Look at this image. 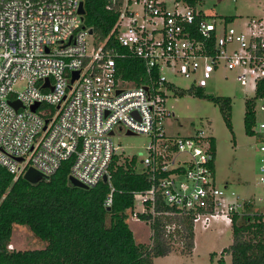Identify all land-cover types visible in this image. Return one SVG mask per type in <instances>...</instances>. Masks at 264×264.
Returning <instances> with one entry per match:
<instances>
[{
	"label": "built area",
	"instance_id": "obj_1",
	"mask_svg": "<svg viewBox=\"0 0 264 264\" xmlns=\"http://www.w3.org/2000/svg\"><path fill=\"white\" fill-rule=\"evenodd\" d=\"M105 1L108 10L120 5L112 31L120 50L89 34L79 14L82 0H0V166L14 179L29 169L50 178L69 163V177L82 185L109 186V208L115 192L110 165L124 156L112 137L125 131L149 140L143 168H135L149 186L133 193L129 220L150 226L156 216L178 213L203 230L218 219L231 227L245 215L264 221V202L258 207L216 186L213 137L197 127L170 134L174 113L165 105L169 93H180L168 72L200 90L218 70L235 71L255 94L264 80L262 22L233 27L185 0ZM125 59L141 62L144 84L124 78L118 62ZM259 109L264 113V104ZM252 132L260 143L257 184L264 190V121Z\"/></svg>",
	"mask_w": 264,
	"mask_h": 264
},
{
	"label": "trees",
	"instance_id": "obj_2",
	"mask_svg": "<svg viewBox=\"0 0 264 264\" xmlns=\"http://www.w3.org/2000/svg\"><path fill=\"white\" fill-rule=\"evenodd\" d=\"M195 7L203 0H185ZM85 27L94 39L106 46H115L112 31L118 19L120 5L107 9L105 0H82ZM232 22L231 17L224 18ZM124 78L136 85L144 84V69L136 59L119 60ZM196 95H201L196 93ZM218 106L230 128L231 101L224 97H209ZM264 99V80L255 94L245 102L243 125L253 136V107ZM215 148V141L212 142ZM70 164L62 165L49 180L35 185L22 177L14 179L0 166V264H153V260L172 253V239L181 244L180 254L191 256L194 249V228L191 218L174 213L154 217L150 229V245L136 243L129 228V211L134 206L133 193L148 188L144 174L136 173L135 157L115 156L110 165L111 185L115 189L112 205L104 206L109 186L100 183L94 188L73 187L69 181ZM164 211H173L168 206ZM14 225L24 226L39 241L43 249L10 251ZM167 227L173 229L167 230ZM232 244L228 252L231 264H264V221L260 216L235 217L231 226ZM213 255H211V259ZM217 264H224L221 258Z\"/></svg>",
	"mask_w": 264,
	"mask_h": 264
},
{
	"label": "rangeland",
	"instance_id": "obj_3",
	"mask_svg": "<svg viewBox=\"0 0 264 264\" xmlns=\"http://www.w3.org/2000/svg\"><path fill=\"white\" fill-rule=\"evenodd\" d=\"M196 9L207 17H231L233 21L230 25L233 27L238 28L251 19L260 20L264 26V0H203L196 5ZM165 77L180 91L179 94L169 93L165 103L166 108L174 113L169 133L185 135L194 127L206 130L215 141L216 186L227 187L228 192H235L240 199L251 198L256 206L261 207L264 190L257 184L260 143L256 136L245 133L243 125L245 102L254 96L251 84L237 81L235 71L222 69L200 90L192 88L193 82L190 79L174 76L169 72ZM18 86L15 90L20 89ZM197 92L201 95H196ZM209 97L230 99V128L227 127L218 106ZM263 104L264 100L256 101L255 125L252 131H257L258 125L264 121V113L259 109ZM112 142L122 155L135 157L138 170L143 168L141 161L146 156L149 142L147 137L126 135L125 131H118L112 137ZM136 208L139 209V206ZM128 225L136 243L150 245L152 232L148 223L129 220ZM232 239L231 227L222 220L212 221L205 230L196 224L191 256L181 255L180 242L172 239V253L155 258L153 264H217L221 258L224 264H231L230 254L222 251L230 247ZM10 245L13 247L12 251L38 250L45 246L28 228L19 225L13 226Z\"/></svg>",
	"mask_w": 264,
	"mask_h": 264
},
{
	"label": "water",
	"instance_id": "obj_4",
	"mask_svg": "<svg viewBox=\"0 0 264 264\" xmlns=\"http://www.w3.org/2000/svg\"><path fill=\"white\" fill-rule=\"evenodd\" d=\"M84 13V9H83V3L81 2L80 3V6H79V14L80 15H83ZM89 34L92 35L93 32L92 30L89 31ZM77 79V73L74 74L72 80H71V83ZM12 106H14V108H18V104L17 103H11ZM36 108V105H34L31 110H35ZM127 135H131V133H127ZM19 161H21L19 159ZM26 182L32 184V185H35L37 184L38 182L40 181H45V180H49V177H46V176H43L41 175L40 173H38L37 171L33 170V169H29L28 171H26V173L23 175L22 177ZM68 181L69 183L73 186V187H77V188H81V189H88V187L82 185L81 183L77 182L75 179H73L72 177H69L68 178ZM104 182L106 181V179L103 180Z\"/></svg>",
	"mask_w": 264,
	"mask_h": 264
},
{
	"label": "crops",
	"instance_id": "obj_5",
	"mask_svg": "<svg viewBox=\"0 0 264 264\" xmlns=\"http://www.w3.org/2000/svg\"><path fill=\"white\" fill-rule=\"evenodd\" d=\"M133 233V232H132ZM193 253V252H192Z\"/></svg>",
	"mask_w": 264,
	"mask_h": 264
}]
</instances>
